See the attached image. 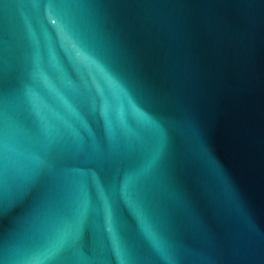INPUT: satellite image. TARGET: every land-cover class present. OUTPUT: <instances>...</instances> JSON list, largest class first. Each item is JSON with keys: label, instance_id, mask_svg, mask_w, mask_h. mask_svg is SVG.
<instances>
[{"label": "water", "instance_id": "obj_1", "mask_svg": "<svg viewBox=\"0 0 264 264\" xmlns=\"http://www.w3.org/2000/svg\"><path fill=\"white\" fill-rule=\"evenodd\" d=\"M0 264H264V0H0Z\"/></svg>", "mask_w": 264, "mask_h": 264}]
</instances>
